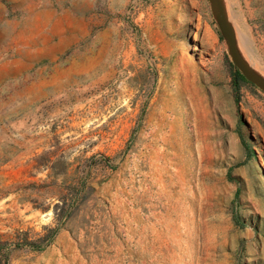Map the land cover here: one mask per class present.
Instances as JSON below:
<instances>
[{
	"label": "rangeland",
	"instance_id": "1",
	"mask_svg": "<svg viewBox=\"0 0 264 264\" xmlns=\"http://www.w3.org/2000/svg\"><path fill=\"white\" fill-rule=\"evenodd\" d=\"M224 3L264 72V0ZM238 72L209 0H0V264H264Z\"/></svg>",
	"mask_w": 264,
	"mask_h": 264
},
{
	"label": "water",
	"instance_id": "2",
	"mask_svg": "<svg viewBox=\"0 0 264 264\" xmlns=\"http://www.w3.org/2000/svg\"><path fill=\"white\" fill-rule=\"evenodd\" d=\"M209 1L211 3L213 16L216 19L221 34L227 43L229 55L231 56L234 65L248 82L264 91V78L252 69L238 49L236 32L234 26L230 22L224 0Z\"/></svg>",
	"mask_w": 264,
	"mask_h": 264
},
{
	"label": "bare ground",
	"instance_id": "3",
	"mask_svg": "<svg viewBox=\"0 0 264 264\" xmlns=\"http://www.w3.org/2000/svg\"><path fill=\"white\" fill-rule=\"evenodd\" d=\"M229 19L230 22L233 24L236 37H237V46L244 57V59L250 64V66L258 72L261 76L264 77V74L260 71V67L258 64V59L254 53L251 38L248 32L246 25L242 22L240 14L236 13L235 11H230ZM264 73V72H263Z\"/></svg>",
	"mask_w": 264,
	"mask_h": 264
},
{
	"label": "trees",
	"instance_id": "4",
	"mask_svg": "<svg viewBox=\"0 0 264 264\" xmlns=\"http://www.w3.org/2000/svg\"><path fill=\"white\" fill-rule=\"evenodd\" d=\"M241 79H243V77L238 72L237 78L234 79V85H235L236 89L240 88ZM64 202L66 205V209L60 215L56 213L57 221L59 222V224H61L63 221H65L69 217H71V215L73 214L74 207H76V205L78 204V199H77V197L72 196V197L66 199ZM56 231L57 230H55V233H56Z\"/></svg>",
	"mask_w": 264,
	"mask_h": 264
}]
</instances>
